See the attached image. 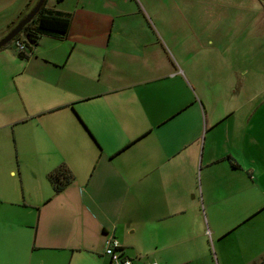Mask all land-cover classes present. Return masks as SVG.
<instances>
[{
  "label": "crops",
  "instance_id": "obj_1",
  "mask_svg": "<svg viewBox=\"0 0 264 264\" xmlns=\"http://www.w3.org/2000/svg\"><path fill=\"white\" fill-rule=\"evenodd\" d=\"M29 1L0 0V38ZM142 2L63 0L64 36L0 56V264H109L108 231L159 264L264 261V0Z\"/></svg>",
  "mask_w": 264,
  "mask_h": 264
},
{
  "label": "rangeland",
  "instance_id": "obj_2",
  "mask_svg": "<svg viewBox=\"0 0 264 264\" xmlns=\"http://www.w3.org/2000/svg\"><path fill=\"white\" fill-rule=\"evenodd\" d=\"M136 1L138 2L141 12H143L144 14V8L142 6L144 5V3L142 2V0H136ZM46 4L50 7V9L54 11H60L63 5V0H47ZM129 7H132V5L129 4ZM128 18L131 21L132 20L138 21L140 19L146 20L144 15H142L141 17L138 14H135V16L129 15ZM172 20H176L175 15H173ZM47 38H50V37H44L43 40H46ZM10 48L15 49L12 41L8 42L5 46L0 48V52H2L1 53L2 55L0 56H3L5 54H10L8 51ZM169 56H170L172 64L168 67V70L170 71L169 73L170 76L166 80V83L169 84V86H171L172 88H174V86L176 88H190L189 89L190 92L194 95L192 88L196 86V83L194 82V80L197 79V74H192L189 68L185 66V64H182L181 61L177 60L178 58H175L176 57L175 51H174V54L169 51ZM19 70H20L19 66L8 64V67H7V62H5L4 59H0V93L1 92L4 93V91H6V88H15L17 86L16 85L17 80L15 81V79L11 78L10 75L12 71L16 73ZM208 94L211 96V90H208ZM201 117H204L203 113H201ZM12 181H14V179ZM9 208H12V207L9 206ZM10 238L14 239L15 241L18 240L17 243L20 244L23 236L22 234H12ZM210 245L211 247H214L212 241H210ZM263 263L264 261L260 262V264H263Z\"/></svg>",
  "mask_w": 264,
  "mask_h": 264
},
{
  "label": "trees",
  "instance_id": "obj_3",
  "mask_svg": "<svg viewBox=\"0 0 264 264\" xmlns=\"http://www.w3.org/2000/svg\"><path fill=\"white\" fill-rule=\"evenodd\" d=\"M36 1L37 0L29 1L26 12L21 15L22 17L31 9ZM46 1L47 0L44 1L34 19L23 28L22 32L18 34L16 38L24 35L27 40L35 46L38 39L43 35L61 37L67 33L70 26L69 15L47 8L45 6ZM19 55L21 57L25 56L23 54ZM48 179L52 184L54 192L58 193L70 183L72 178L70 174H68L66 168L62 166L51 172L48 175Z\"/></svg>",
  "mask_w": 264,
  "mask_h": 264
},
{
  "label": "built area",
  "instance_id": "obj_4",
  "mask_svg": "<svg viewBox=\"0 0 264 264\" xmlns=\"http://www.w3.org/2000/svg\"><path fill=\"white\" fill-rule=\"evenodd\" d=\"M12 42L18 54L28 55L33 51V45L24 35L15 37ZM103 254L108 257L109 264H159L156 261H145L143 256H129L125 247L111 231L104 233Z\"/></svg>",
  "mask_w": 264,
  "mask_h": 264
},
{
  "label": "water",
  "instance_id": "obj_5",
  "mask_svg": "<svg viewBox=\"0 0 264 264\" xmlns=\"http://www.w3.org/2000/svg\"><path fill=\"white\" fill-rule=\"evenodd\" d=\"M44 1L45 0H37L31 9L0 38V48L5 46L8 42H11L22 32L23 28L34 19Z\"/></svg>",
  "mask_w": 264,
  "mask_h": 264
}]
</instances>
